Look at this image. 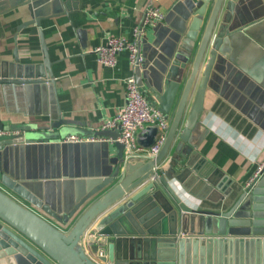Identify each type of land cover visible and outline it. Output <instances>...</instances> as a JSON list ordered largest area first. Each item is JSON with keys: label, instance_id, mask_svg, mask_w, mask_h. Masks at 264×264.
Listing matches in <instances>:
<instances>
[{"label": "water", "instance_id": "water-1", "mask_svg": "<svg viewBox=\"0 0 264 264\" xmlns=\"http://www.w3.org/2000/svg\"><path fill=\"white\" fill-rule=\"evenodd\" d=\"M32 1L37 2L26 0L23 5ZM241 2L198 0L164 50L146 51L147 37L137 40L143 62L133 68L136 85L141 92L149 89L148 99L156 101L169 122L154 158L124 160L123 146L116 141L119 134L109 137L117 156L91 178L76 174L83 179L80 197L64 202L61 216L45 181L0 167V264H98L83 246L88 231L100 238L88 239L93 253L106 250L98 256L103 264H264V231L256 229L264 226V166L227 210L201 206L203 200L213 205L224 202L233 181L197 151L193 133L216 69L223 73L234 45L244 37L247 16ZM164 22L165 18L152 29ZM29 25L39 27L40 20L24 22L18 30ZM40 42V64H21L15 50L11 60L0 58V94L25 95L32 107L28 114L48 116L57 129L66 121L60 119L42 34ZM0 131H7L1 120ZM31 133L34 138L0 140V152L49 141ZM156 133V128L148 127L137 143L151 147ZM96 143L103 142L62 148ZM44 216L65 224L74 221L63 231Z\"/></svg>", "mask_w": 264, "mask_h": 264}, {"label": "crops", "instance_id": "crops-1", "mask_svg": "<svg viewBox=\"0 0 264 264\" xmlns=\"http://www.w3.org/2000/svg\"><path fill=\"white\" fill-rule=\"evenodd\" d=\"M25 1L0 0V58L11 60L15 50L21 64H40L42 34L60 119L66 124L53 129L48 116L28 114L32 107L25 95L0 94L5 135L34 138L31 132H35L37 137L49 140L2 150L0 167L24 178L45 181L61 216L64 202L70 204L80 197L83 179L76 174L83 172L91 178L108 159L117 156V146L109 137L119 134L118 128L104 131L101 127L124 106L125 79L133 76L127 51L118 54L115 67H106L97 61L94 50L110 37L137 44L144 36L149 44L146 51L164 50L174 41L183 15L198 0H37L23 5ZM149 4L164 13L165 22L154 30L146 28L135 39L134 29L142 26ZM241 7L247 16L244 37L234 45L223 73L216 69L193 132L197 151L233 181L231 195L224 202L200 203L221 211L235 203L264 162V0H242ZM36 18L39 27L29 25L18 30L21 24ZM142 92L147 98L151 96L149 89ZM152 103L158 108L155 100ZM10 130L19 133L13 135ZM70 135L94 137L103 143L83 145L82 149L62 148L74 144L63 142ZM44 217L63 231L74 221L65 224ZM85 246L89 256L96 258L87 241ZM100 250L106 253L104 248Z\"/></svg>", "mask_w": 264, "mask_h": 264}, {"label": "built area", "instance_id": "built-area-1", "mask_svg": "<svg viewBox=\"0 0 264 264\" xmlns=\"http://www.w3.org/2000/svg\"><path fill=\"white\" fill-rule=\"evenodd\" d=\"M164 13L157 7L149 4L144 10V17L142 26L134 29V37L137 39L142 35L146 28H152L157 24L164 21ZM127 51L129 65L134 68L136 65H140L143 62V57L139 54L138 46L136 42H127L123 38L110 37L103 46H99L94 50L97 57V61L106 67H115L117 64V56L119 53ZM125 99L126 102L122 109L110 120L105 122L101 130H111L118 128L119 136L117 142L123 146V159L126 160L130 157H144L154 158L160 151L167 131L169 122L164 118L162 112L145 96L140 92L136 85L134 76H130L125 79ZM148 127L156 128L157 133L155 135L154 144L145 149L137 143V137L140 133L145 132ZM4 131H0V136L5 135ZM16 135V133H14ZM102 141L94 137L82 138L76 135L67 136L63 142L67 143H81V142H97ZM264 166V162L260 164L254 177L246 184L247 187L255 177H257ZM123 167L121 168V170ZM97 238L93 232L88 231L84 237V249L86 251L85 241L88 239ZM98 249L96 258H92L96 263L101 264L98 256H103L105 252Z\"/></svg>", "mask_w": 264, "mask_h": 264}, {"label": "rangeland", "instance_id": "rangeland-1", "mask_svg": "<svg viewBox=\"0 0 264 264\" xmlns=\"http://www.w3.org/2000/svg\"><path fill=\"white\" fill-rule=\"evenodd\" d=\"M141 92V91H140ZM11 136H8V135H2L0 136V140H3L5 138H9ZM262 224H264V221H262ZM256 229H260V230H263L264 231V226H258Z\"/></svg>", "mask_w": 264, "mask_h": 264}, {"label": "trees", "instance_id": "trees-1", "mask_svg": "<svg viewBox=\"0 0 264 264\" xmlns=\"http://www.w3.org/2000/svg\"><path fill=\"white\" fill-rule=\"evenodd\" d=\"M67 228H68V227H67ZM67 228H66V229H67Z\"/></svg>", "mask_w": 264, "mask_h": 264}, {"label": "bare ground", "instance_id": "bare-ground-1", "mask_svg": "<svg viewBox=\"0 0 264 264\" xmlns=\"http://www.w3.org/2000/svg\"><path fill=\"white\" fill-rule=\"evenodd\" d=\"M92 232V231H91Z\"/></svg>", "mask_w": 264, "mask_h": 264}]
</instances>
